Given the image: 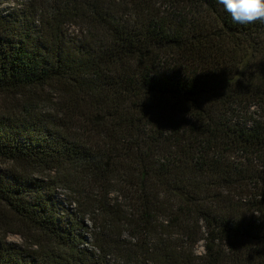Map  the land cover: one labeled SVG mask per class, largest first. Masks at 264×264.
Segmentation results:
<instances>
[{"label": "trees", "instance_id": "obj_1", "mask_svg": "<svg viewBox=\"0 0 264 264\" xmlns=\"http://www.w3.org/2000/svg\"><path fill=\"white\" fill-rule=\"evenodd\" d=\"M0 95V264H264V0H28Z\"/></svg>", "mask_w": 264, "mask_h": 264}, {"label": "rangeland", "instance_id": "obj_2", "mask_svg": "<svg viewBox=\"0 0 264 264\" xmlns=\"http://www.w3.org/2000/svg\"><path fill=\"white\" fill-rule=\"evenodd\" d=\"M28 2V0H0V12H7L8 9L11 8H19L21 7L24 3L26 4ZM69 29L71 31L76 32L77 31V27L70 25ZM39 94L38 96H36V98H44L45 100H43V102H40L39 106L42 107H46L50 101L54 100L57 101L58 96L56 94H54L53 92H51L49 89L45 88L43 90H39L37 91ZM6 95H0V110L1 111H6V112H10V111H19L20 109H22V104H23V100L21 99V97L18 98V100H13L12 102H10L7 97H5ZM0 167L1 168H7L8 164L7 163H3L0 160ZM58 193H59V197L60 198H67L69 199V195L67 193L66 190L64 189H58ZM112 195H116V191L112 192ZM67 206V205H65ZM71 207V205H70ZM86 224L90 226L89 221H86ZM90 231V229H89ZM4 236L5 237V241L6 242H13L16 244H20V245H24L27 244L28 241L15 233L12 232H8L5 234V232L0 228V238ZM85 237L88 240V242L90 243L92 241V237L89 233H85ZM196 253H200L203 251V244L202 242H199L195 248H194ZM107 262L108 264H123L122 261H120L119 259L115 258V257H108L107 258Z\"/></svg>", "mask_w": 264, "mask_h": 264}]
</instances>
